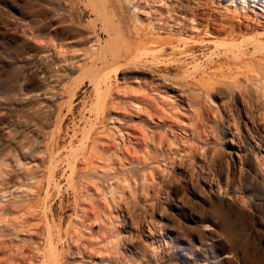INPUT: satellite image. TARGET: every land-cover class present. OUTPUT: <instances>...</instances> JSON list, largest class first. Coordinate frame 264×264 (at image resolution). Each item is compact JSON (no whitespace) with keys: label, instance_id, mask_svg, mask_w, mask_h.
Listing matches in <instances>:
<instances>
[{"label":"rangeland","instance_id":"rangeland-1","mask_svg":"<svg viewBox=\"0 0 264 264\" xmlns=\"http://www.w3.org/2000/svg\"><path fill=\"white\" fill-rule=\"evenodd\" d=\"M263 59L264 0H0V264H264Z\"/></svg>","mask_w":264,"mask_h":264},{"label":"bare ground","instance_id":"bare-ground-1","mask_svg":"<svg viewBox=\"0 0 264 264\" xmlns=\"http://www.w3.org/2000/svg\"><path fill=\"white\" fill-rule=\"evenodd\" d=\"M135 8H136V7H135ZM137 8H138V7H137ZM93 10H94V7H93ZM113 19H114V18H113ZM105 20H106V19H105ZM107 20H108V19H107ZM107 20H106V22H107ZM108 22H109V21H108ZM162 22H163V21H162ZM138 23H139V22H138ZM107 24H108V23H107ZM107 24H106V25H107ZM159 26H162V24H161V25L159 24ZM106 27H107V26H106ZM111 27L113 28V26H111ZM111 27H110V28H111ZM140 27H141V26H140ZM110 28H109V29H110ZM112 28H111V29H112ZM134 28H135V26H134ZM111 29H110V30H111ZM149 29H150V28H147V31H148ZM152 29H154V28H152ZM110 30H109V31H110ZM113 30H114V29H113ZM153 31H154V30H153ZM156 31H157V30H156ZM205 31H206V30H205ZM234 31H235V30H234ZM138 32H139V31H138ZM140 32H141V31H140ZM150 32H151V31H150ZM157 32H158V31H157ZM144 33H145V31H144ZM147 33H148V32H147ZM147 33H146V34H147ZM153 34H154V33H153ZM155 34H156V33H155ZM159 34H160V33H159ZM157 35H158V34H157ZM238 35H239V34H238ZM143 36H144V35H143ZM158 36H159V35H158ZM144 37H145V36H144ZM232 37H233V36H232ZM145 38H146V37H145ZM150 38H151V37H149V39H150ZM149 39H148V40H149ZM152 39H153V38H152ZM150 40H151V39H150ZM162 40H163V39H162ZM233 40H234V37H233ZM231 41H232V40H231ZM144 42H145V41H144ZM153 42H154V41H153ZM148 43H149V42H148ZM151 43H152V42H151ZM161 43H162V42H161ZM164 43H165V42H164ZM164 43H163V44H164ZM235 43H236V42H235ZM228 45H229V44H228ZM92 47H93V46H92ZM144 47H145V46H144ZM228 48H229V47H228ZM104 49H105V48H104ZM108 49H109V48H108ZM110 50H111V49H110ZM110 50H109V51H110ZM92 51H94V50L92 49ZM257 51H259V50H257ZM259 53H260V52H259ZM92 54H94V53H92ZM108 54H109V52H108ZM255 54H256V53H255ZM259 55H260V54H258V56H259ZM103 57H104V56H103ZM110 57H111V54H110ZM110 57H109V56L107 57V61H109L108 58H110ZM115 59H116V58H115ZM115 59H114V60H115ZM260 59H261V58H260ZM104 60H105V59H104ZM112 60H113V59H112ZM114 60H113V61H114ZM263 60H264V59H263ZM95 61H96V60H95ZM110 61H111V60H110ZM110 61H109V62H110ZM251 61H252V60H251ZM260 61H261V60H260ZM261 62L264 63V61H261ZM239 63H240V62H239ZM239 63H238V64H239ZM241 63H242V62H241ZM105 65H108V64L105 63ZM109 65H112V63L109 64ZM235 65H236V64H235ZM235 65H234V67H235ZM241 65H244V66H245V64H243V63H242ZM241 65H240L239 67H241ZM247 65H248V63H247ZM230 67H231V66H230ZM236 67H237V66H236ZM236 69H237V68H236ZM239 70H240V69H239ZM54 73H55V72H54ZM247 74H248V73H247ZM54 75H55V74H54ZM254 75H255V74H254ZM250 76H251V75H250ZM250 76H249V79L251 78ZM255 76L257 77V74H256ZM259 76H260V75H259ZM247 77H248V75H247ZM158 78H159V77H158ZM163 78H164V77H163ZM254 78H255V77H254ZM254 78H253V80H254ZM160 79H161V78H160ZM249 79H248V80H249ZM255 79H256V78H255ZM164 80L166 81V79H164ZM170 80H171V79H170ZM170 80H169V81H170ZM248 80H247V81H248ZM169 81H168V82H169ZM257 81H258V80H257ZM251 82H253V81H251ZM173 83H176V82L174 81ZM173 83H172V84H173ZM256 84H257V83H256ZM174 85H176V84H174ZM259 85H260V84H259ZM246 86H247V85H246ZM256 89H257V88H256ZM257 91H258V89H257ZM42 95H43V97H46V98H51V97H52V95L50 94V92H44V93H42ZM51 99H52V98H51ZM24 152H25V151H24ZM39 155H43V154H39ZM75 159H76V158H75ZM16 161H17V160H16ZM5 195H7V194H5ZM49 222H50V221H49ZM53 263H54V262H53Z\"/></svg>","mask_w":264,"mask_h":264}]
</instances>
